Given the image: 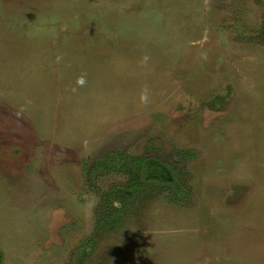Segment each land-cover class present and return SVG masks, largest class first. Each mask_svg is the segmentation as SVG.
<instances>
[{
	"label": "rangeland",
	"instance_id": "1",
	"mask_svg": "<svg viewBox=\"0 0 264 264\" xmlns=\"http://www.w3.org/2000/svg\"><path fill=\"white\" fill-rule=\"evenodd\" d=\"M0 264H264V0H0Z\"/></svg>",
	"mask_w": 264,
	"mask_h": 264
},
{
	"label": "flooded vegetation",
	"instance_id": "2",
	"mask_svg": "<svg viewBox=\"0 0 264 264\" xmlns=\"http://www.w3.org/2000/svg\"><path fill=\"white\" fill-rule=\"evenodd\" d=\"M181 153L184 154L183 151H182ZM118 155H119V154H118ZM120 155H122V154H120ZM138 162H139V160H138ZM138 162H137V163H138ZM103 165H104V164H103ZM137 165H138V164H136V166H137ZM162 170H166V169L163 168ZM138 173H140V172H138ZM164 177H165V176H164ZM172 177H173V176H172ZM167 181H168V180H167ZM173 181H174V180L172 179V182H173ZM170 182H171V181H170ZM133 184H134V183H131L130 186H131V187H134L135 185H133ZM130 186H129V187H130ZM129 192H130V190L128 189V191L125 192L124 194H127V193H129ZM129 196H130V195H129ZM104 220L107 221V222L109 221V218L107 217V215L104 216L103 221H104ZM108 223H109V222H108Z\"/></svg>",
	"mask_w": 264,
	"mask_h": 264
},
{
	"label": "trees",
	"instance_id": "3",
	"mask_svg": "<svg viewBox=\"0 0 264 264\" xmlns=\"http://www.w3.org/2000/svg\"><path fill=\"white\" fill-rule=\"evenodd\" d=\"M186 152H187V151H183L184 154H185ZM103 164H104V162H103ZM103 164H102V165H103ZM110 166H111V165H110ZM153 172H154L153 169H149V173H150V174H152ZM173 180H174V177H173Z\"/></svg>",
	"mask_w": 264,
	"mask_h": 264
}]
</instances>
